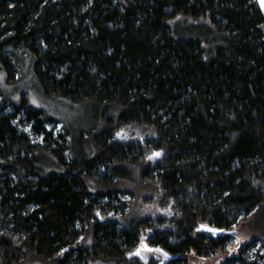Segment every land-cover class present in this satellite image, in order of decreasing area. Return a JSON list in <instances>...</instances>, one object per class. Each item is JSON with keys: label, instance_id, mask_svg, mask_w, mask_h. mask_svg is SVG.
Listing matches in <instances>:
<instances>
[{"label": "trees", "instance_id": "trees-1", "mask_svg": "<svg viewBox=\"0 0 264 264\" xmlns=\"http://www.w3.org/2000/svg\"><path fill=\"white\" fill-rule=\"evenodd\" d=\"M176 17L209 34L176 38ZM24 50L47 95L97 102L103 126L82 134L90 152L78 159L64 127L54 136L46 124L56 121L0 95V264H139L128 255L150 225L124 223L113 206L134 194L125 179L173 203L175 231L151 238L173 263L226 252L248 222L251 243L224 264H264V12L254 0H0L9 73ZM124 126L143 129L144 144L118 141Z\"/></svg>", "mask_w": 264, "mask_h": 264}, {"label": "rangeland", "instance_id": "rangeland-1", "mask_svg": "<svg viewBox=\"0 0 264 264\" xmlns=\"http://www.w3.org/2000/svg\"><path fill=\"white\" fill-rule=\"evenodd\" d=\"M255 1V0H254ZM256 2V1H255ZM171 29L176 38H189L194 33L202 32L209 34L206 30L207 26L200 25L199 27H193L190 19L182 17H176L170 21ZM205 28V29H204ZM34 55L24 50L19 52L15 58L10 62L12 66L10 73L6 67V63L0 61V95L1 98H5L13 102L14 104L21 105L26 104L34 109L41 110L47 117L56 121L55 123L46 124L48 131L57 136L59 132L67 130L70 135V148L73 152L72 155L78 159H83L85 155L90 152L86 140L82 137L94 131V128H98L102 123V106L95 101L85 100L80 102H74L70 99L63 97H54L47 95L42 85L39 84L35 72V60ZM21 116L18 119L19 129L28 134L33 143H38L41 138H38L31 132L29 123L24 122ZM121 134V135H118ZM115 138L120 141L121 139H129L133 137L142 144L143 138L139 137L144 134V130L141 128H134L129 126L121 127ZM62 143V142H61ZM52 144L53 147L61 148L62 144ZM135 144H137L135 142ZM67 152L64 153L66 155ZM156 153H146L148 157H151V162H156L158 157ZM130 165H126V171L131 170ZM99 173V169L93 170ZM128 180V186L126 189H131L134 194H128L127 192H120L116 194L118 200L113 204L114 207H118L119 213L123 217V222L128 220L130 222L137 221L139 219H147L150 227L145 228L141 233V238L137 246L129 252L128 260L130 258L138 261L139 264H224L226 259L230 255H238L239 250L248 243H251L252 235L250 234V228L248 222H241L237 224L230 234L233 237L232 246L227 248L226 252L219 255H214L207 258L198 257L194 253H189L186 256H180L184 261L179 260L178 263H173L174 255L169 254L167 258L162 255L165 252L155 251L159 246L152 243V235L165 234L171 231H175L173 223H171V214L174 212L172 202H163L161 199V192L158 190L157 185L152 182H144L142 184L134 185L132 180ZM1 203V197H0ZM113 213V212H112ZM204 225H199L198 230ZM204 234L214 236L211 232L201 231ZM239 240V244H237ZM81 246H87L85 241L79 242ZM259 245L253 246L249 249L247 255L251 260L255 259V255L258 251ZM232 249V251H229ZM139 252V256L135 253ZM134 253V254H133ZM133 254V255H132ZM171 256V257H170ZM142 257V258H141ZM176 260V259H175ZM25 264H46L39 260H28ZM89 264H117L113 261L93 260Z\"/></svg>", "mask_w": 264, "mask_h": 264}, {"label": "snow or ice", "instance_id": "snow-or-ice-1", "mask_svg": "<svg viewBox=\"0 0 264 264\" xmlns=\"http://www.w3.org/2000/svg\"><path fill=\"white\" fill-rule=\"evenodd\" d=\"M257 2L259 3L260 7L262 9H264V0H257ZM118 135H121V134L118 133ZM155 155L156 156H159L160 153H156ZM149 159H151V157H149ZM203 227H204V229L206 231L211 232L213 235L216 234V231H217L216 229L208 228L207 226H203ZM237 244H239V240H237ZM155 251H158L159 252L160 250L159 249H156ZM229 251H232V249H229ZM135 255L139 256V252L135 253ZM162 255H164V257L167 258V253H162Z\"/></svg>", "mask_w": 264, "mask_h": 264}, {"label": "water", "instance_id": "water-1", "mask_svg": "<svg viewBox=\"0 0 264 264\" xmlns=\"http://www.w3.org/2000/svg\"><path fill=\"white\" fill-rule=\"evenodd\" d=\"M256 1V3H257V6L259 7V9L262 11V12H264V9H262L261 7H260V5H259V3L257 2V0H255ZM204 226H207L208 228H212V229H216L217 231H216V234H215V236L216 235H219V234H221V233H223L224 231L223 230H220V229H218V228H216V227H212V226H209V225H204ZM200 230L201 231H206L205 229H204V227H202V228H200ZM206 232H208V231H206ZM166 253V252H165ZM134 254V253H133ZM132 254V255H133ZM167 255H168V253H167ZM171 257V256H170ZM172 258H176V256H174V257H172Z\"/></svg>", "mask_w": 264, "mask_h": 264}]
</instances>
